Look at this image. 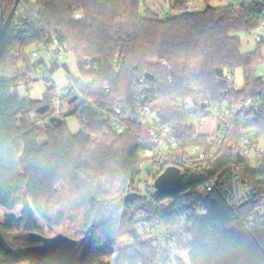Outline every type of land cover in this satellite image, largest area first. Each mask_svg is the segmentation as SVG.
Wrapping results in <instances>:
<instances>
[{"label":"trees","instance_id":"1","mask_svg":"<svg viewBox=\"0 0 264 264\" xmlns=\"http://www.w3.org/2000/svg\"><path fill=\"white\" fill-rule=\"evenodd\" d=\"M14 1L0 0V29ZM25 1L38 27L56 34L72 53L90 83L85 92L89 101L130 102L134 83L152 77L160 88L154 110L162 121H173L179 115L174 107L178 99L197 105L208 99L242 100L264 86L257 75L264 63L262 48L243 53L239 37L262 19L264 9L257 0L218 7L209 6L216 0H201L207 5L202 11L187 10L190 0H163L178 14L161 18L146 0ZM75 10L84 18L76 19ZM23 44L11 25L0 63V212H5L0 233L12 246L11 239L34 234L75 241L86 237L90 247L83 264H105L102 258L113 255L117 261H132L130 254L139 246L151 254L148 244L120 249L117 242L134 227L128 207L141 172L145 132L135 125L132 132L118 135L87 108L77 135L68 130L64 116L60 127L30 123V113L53 116L54 96L49 87L42 99L15 93L20 78L8 74L13 61L9 53ZM87 59L98 67L84 71ZM238 70L243 82L239 89L238 82L226 78L228 71ZM42 107L48 110L40 113ZM198 182L185 177L180 193L190 190V196L166 197L195 200ZM207 204V215L191 233V264H264V225L246 224L243 208L217 194ZM90 229L94 231L88 233ZM24 261L45 264L35 255L13 256L0 248V264Z\"/></svg>","mask_w":264,"mask_h":264},{"label":"built area","instance_id":"2","mask_svg":"<svg viewBox=\"0 0 264 264\" xmlns=\"http://www.w3.org/2000/svg\"><path fill=\"white\" fill-rule=\"evenodd\" d=\"M249 1L240 0V3ZM257 1L264 9V0ZM18 2L11 25L14 37H21L24 44L10 51V59L24 66L17 87L28 91L29 85L39 81L56 87L60 104L53 116L60 117L64 102L72 104L70 100L75 98L74 104L79 105L81 112L87 108L114 133H130L137 125L146 134L141 157L143 163H150V168L144 177L140 175L141 168L131 193L128 215L137 238L128 233L131 244L127 246L138 242L148 244L152 253H144L139 246L130 254L132 261H117L113 255L102 258V262L191 264V233L196 223L207 215V203L216 194L229 204L242 207L246 224L264 225V86L242 100L208 99L197 105L191 100L178 99L174 107L179 115L173 121H162L154 110L160 88L146 77L134 83L130 102L124 98L89 101L85 92L90 83L78 66V76L72 75L66 45L56 34L44 33L38 27L39 20L30 12L27 1ZM74 14L76 19L84 18L81 10H75ZM251 34L256 46L264 52V12ZM97 67L98 63L92 59L83 63L84 71ZM54 74L59 76L57 81L66 83L57 86V81L52 79ZM226 78L236 81V72L228 71ZM236 88L239 89L237 84ZM168 168L183 175L182 187L185 177L199 181L195 200L178 202L159 191L156 181ZM182 187L170 196L178 195ZM180 196H190V190L181 192ZM100 244L105 246L101 240Z\"/></svg>","mask_w":264,"mask_h":264},{"label":"rangeland","instance_id":"3","mask_svg":"<svg viewBox=\"0 0 264 264\" xmlns=\"http://www.w3.org/2000/svg\"><path fill=\"white\" fill-rule=\"evenodd\" d=\"M31 1H34V0H31ZM239 2H240V0H216V1H212L209 6L218 7V6H225V5H229V4H233V3H239ZM190 3H191V5H190ZM146 6L152 12H155L157 15H159L160 18L161 17H167V16H175V14H178V12L176 10L171 12V10L169 9V4H166L163 0H146ZM206 7H207V5H205L203 3V1H201V0H190L187 10H189V11L190 10L191 11H202ZM239 37L241 39V43H242L241 44V51L243 53H248L250 51H253L257 47L256 43L254 41V38H252L251 33H248V34L247 33H240ZM67 58H68L67 61L69 63V67L71 69L72 75L75 77L78 76L76 60L73 57L72 53H70V55ZM9 59H10V53H9ZM23 67L24 66H22L21 64L11 61L10 65H8V67H7L8 74L18 75L20 78L21 77L20 72L23 69ZM48 72H49V70H48ZM1 75H0V77H1ZM257 75L262 79V81H264V63L262 65L258 66ZM52 79H53V81H57L59 79V76L57 74H54ZM236 81L238 82L237 85L239 87H240V85L243 84L241 72L239 70L236 72ZM65 83L66 82L64 80H62L61 82H59V81L56 82L57 86H62V84H65ZM48 87L53 88L52 95L54 96V99H53L54 105L52 106L51 111H54L58 108V106L60 104V102L58 100V94L56 91V87H54V86H49V85L46 86L43 81H39V82H35V83L29 85L28 91L25 90V88H23V87H20V88L16 87L17 89H16L15 93H17L21 97L29 98L32 100L42 99L45 96L47 89H49ZM49 94H51V93H49ZM50 113L51 112H48L46 114V116L45 115L38 116L35 113H30L26 117H28L29 122L31 121L30 123H32V124L36 123L39 126H45L46 122H49L50 116H48V115H50ZM63 116L66 117L65 122H66L68 130H70V132L72 134L77 135L78 132L80 131L79 129H80L81 123L84 121V115H82L79 105L74 104V103L69 104L67 102H64L60 117H63ZM141 168H142V172L140 175L144 177L145 174L147 173V170L150 168V163L144 162L142 164ZM9 213H11V212L9 211ZM4 214H5L4 211L0 212L1 216H3ZM38 223H39L41 228H43L45 231H47L46 224H44L40 219L38 220ZM20 239L21 238L15 237V238L11 239V243H13V245L17 248L23 247L24 244H22L20 242L21 241ZM117 242L119 244L120 249H123L124 246L131 244V240L127 234H124L123 236L118 238ZM20 264H29V263L24 261L23 263H20Z\"/></svg>","mask_w":264,"mask_h":264},{"label":"water","instance_id":"4","mask_svg":"<svg viewBox=\"0 0 264 264\" xmlns=\"http://www.w3.org/2000/svg\"><path fill=\"white\" fill-rule=\"evenodd\" d=\"M15 4L6 18L3 26L0 29V63L3 52L4 38L8 32V29L12 23L13 15L19 4L18 0L14 1ZM64 68L69 71L67 63H64ZM152 79V77H150ZM71 103L75 102V98L70 100ZM48 110L47 107H42L39 112L44 113ZM49 122L53 126L60 127L63 125L64 120L57 116H51ZM241 158L238 160L240 161ZM183 175L174 168L166 169L165 173L160 176L156 185L160 192L174 195L182 187L181 181ZM94 230L90 229L88 233H92ZM131 236L136 239L137 233L133 229L130 231ZM23 247L17 248L14 245H9L4 239L2 233H0V248L6 253L13 256H24L28 254L39 257L45 264H83L84 258L89 250L90 242L86 237L81 241H75L69 237L58 235L52 238H47L42 235H29L20 239ZM13 244V243H12Z\"/></svg>","mask_w":264,"mask_h":264},{"label":"crops","instance_id":"5","mask_svg":"<svg viewBox=\"0 0 264 264\" xmlns=\"http://www.w3.org/2000/svg\"><path fill=\"white\" fill-rule=\"evenodd\" d=\"M190 5H191V3H190Z\"/></svg>","mask_w":264,"mask_h":264}]
</instances>
